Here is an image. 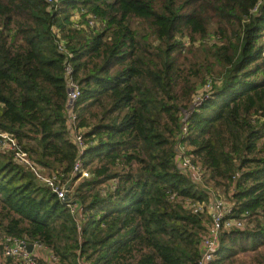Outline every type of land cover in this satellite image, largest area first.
Segmentation results:
<instances>
[{"label": "trees", "instance_id": "trees-1", "mask_svg": "<svg viewBox=\"0 0 264 264\" xmlns=\"http://www.w3.org/2000/svg\"><path fill=\"white\" fill-rule=\"evenodd\" d=\"M67 60L90 178L74 174ZM0 132L73 188L61 200L0 151L1 236L58 264H198L211 218L186 199L211 192L246 221L212 264H246L264 247V0H0Z\"/></svg>", "mask_w": 264, "mask_h": 264}, {"label": "built area", "instance_id": "built-area-1", "mask_svg": "<svg viewBox=\"0 0 264 264\" xmlns=\"http://www.w3.org/2000/svg\"><path fill=\"white\" fill-rule=\"evenodd\" d=\"M49 4L54 5L58 0H47ZM81 20L79 13L75 14L74 21ZM93 25V21L90 22ZM59 51L68 55V58L72 57V54L66 48L63 42L59 43ZM66 78H67V112L69 114L68 127L70 134L77 146L78 155L74 166V174L84 178H90V173L85 170L82 156L88 148V145L83 137V132L78 128L77 115L75 113V104L81 97V88L79 84L73 79V68L69 60L66 65ZM213 81L210 80L208 84L201 88L193 102L191 111L202 105V103L209 99L212 92ZM189 118V114H186V119ZM187 129L185 128V131ZM180 151L184 152V146L180 145ZM0 151L4 153L13 154L14 160L28 169L35 178L47 185L52 191L61 199L67 200L71 192V186L67 181L66 184H60L59 178L55 174L47 172L44 168L34 162L30 155L24 151L20 143L16 138L6 132H0ZM181 167L184 172L191 173L195 179L199 182L203 179V174L199 168L192 166L188 160H183ZM210 189V188H209ZM209 191V190H208ZM212 196L209 203L196 202L189 198L186 199V206L193 210L194 213L206 212L211 218V225L208 228L206 235L202 241V253L198 264H212L216 258V254L220 249L221 235L224 231L232 229H244L246 227V221L228 217L231 204L228 203L225 197ZM68 207L75 214L78 212L79 207L77 203H69ZM81 220V219H80ZM32 244V251L29 250L28 245ZM0 248L1 258L0 264H58L56 256L53 251L47 247L38 243H28L23 240L7 238L0 235Z\"/></svg>", "mask_w": 264, "mask_h": 264}, {"label": "rangeland", "instance_id": "rangeland-1", "mask_svg": "<svg viewBox=\"0 0 264 264\" xmlns=\"http://www.w3.org/2000/svg\"><path fill=\"white\" fill-rule=\"evenodd\" d=\"M223 195V194H221ZM246 261V264H263L264 263V247L258 252H251L241 256Z\"/></svg>", "mask_w": 264, "mask_h": 264}, {"label": "water", "instance_id": "water-1", "mask_svg": "<svg viewBox=\"0 0 264 264\" xmlns=\"http://www.w3.org/2000/svg\"><path fill=\"white\" fill-rule=\"evenodd\" d=\"M28 248H29L30 251H32L33 245L32 244L28 245Z\"/></svg>", "mask_w": 264, "mask_h": 264}, {"label": "crops", "instance_id": "crops-1", "mask_svg": "<svg viewBox=\"0 0 264 264\" xmlns=\"http://www.w3.org/2000/svg\"><path fill=\"white\" fill-rule=\"evenodd\" d=\"M2 254H1V248H0V261H2V258H1Z\"/></svg>", "mask_w": 264, "mask_h": 264}]
</instances>
